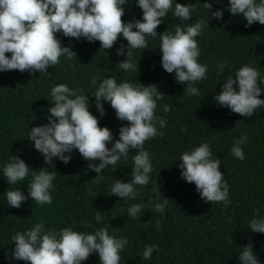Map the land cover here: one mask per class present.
Segmentation results:
<instances>
[{
  "label": "trees",
  "instance_id": "obj_1",
  "mask_svg": "<svg viewBox=\"0 0 264 264\" xmlns=\"http://www.w3.org/2000/svg\"><path fill=\"white\" fill-rule=\"evenodd\" d=\"M175 3L192 4L191 20L181 21L169 11L156 29L158 36L145 37L147 48L132 51L131 62L138 66L134 71L119 67L118 63L127 59L126 55H117L121 45L127 51L128 42L122 35L111 49H103L99 41L65 37L57 32L61 46L76 53L71 60L62 55L57 65L42 73L0 72V264H30L13 258L12 237L39 223L45 232L71 228L94 234L103 228L116 239L126 238L128 243L119 252V264H241L239 256L248 244L259 264H264V233L250 228L253 218H264V107L246 117L218 105L214 99L226 80L235 79L236 72L245 65L258 71V84L264 89V25L255 22L246 26L242 16L227 10L229 0H173V8ZM205 3L212 5L211 11L223 10V18H212L211 11L208 16ZM122 7L123 22L142 21L138 0H126ZM201 20L204 27L195 38L200 49L197 60L208 71L205 79L192 85L199 94L190 96L184 91L186 84L177 83L175 73L163 69L159 35L164 31L174 34L177 25L185 28ZM94 77L97 86L102 79L114 78L118 84L155 85L164 95L157 100L154 111L166 125L161 128L156 122L158 134L144 143L152 171L146 186H135L139 194L134 199L123 200L112 194L111 188L114 180L131 181L136 150L130 149L126 158L105 168L100 174L103 179L97 180L89 164H99V160L87 161L73 149L65 153L71 155L67 164L54 157L46 165L43 155L28 139L31 128L48 123L47 110L53 106L51 89L66 84L89 97V111L98 119L99 127H107L113 135L107 145L111 149L119 139V129L128 122L119 120L107 101H102L101 116L92 94L97 86L90 83ZM233 87L239 90L238 85ZM258 98L264 100V91ZM165 106H171L167 113ZM244 136L248 140L239 146L245 158L240 160L230 150ZM203 143L209 145L211 158L221 162L219 171L229 189L227 206L224 202L206 203L195 184L181 177L180 157ZM12 156L24 160L34 171L46 167L49 173L56 174L49 189L51 204L38 205L29 197L19 208L8 205L5 193L20 189L28 197L32 178L30 174L16 185L7 182L3 169L12 162ZM164 198L168 203L160 213L154 205ZM135 204L144 207L133 219L127 210ZM97 215L101 216L99 222ZM152 245H157L158 250L143 259L145 246ZM81 264H100L98 253H92Z\"/></svg>",
  "mask_w": 264,
  "mask_h": 264
},
{
  "label": "clouds",
  "instance_id": "obj_2",
  "mask_svg": "<svg viewBox=\"0 0 264 264\" xmlns=\"http://www.w3.org/2000/svg\"><path fill=\"white\" fill-rule=\"evenodd\" d=\"M126 0H0V72L18 70L20 72H45L57 65L63 55L71 60L76 53L69 47H62L55 33L62 32L65 37L84 38L87 41H99L101 48L111 49L121 35L128 42L127 51L121 45L117 55H126L127 59L118 63L125 71L136 70L137 65L131 62L132 51L147 48L146 36L157 37V27L169 11L181 21L192 18V4L182 5L173 0H138L143 11L141 20L125 23L122 20ZM227 9L233 15H240L250 26L255 22L264 25V0H229ZM208 16L212 9L210 3L203 4ZM211 17L223 18V10L211 11ZM204 21H197L185 28L176 26L175 32L164 31L159 35L161 64L168 73H175L176 82L186 84L184 91L190 96L198 95L199 90L193 83L206 78L207 67L198 63L200 49L195 39L201 35ZM133 29H136L133 31ZM10 53V57L6 55ZM224 65L221 64V71ZM258 71L251 66L241 67L235 79L229 77L223 84L221 92L215 96V102L229 108L233 113L252 117L257 108L264 107V100L259 99L264 91L258 84ZM90 83L97 86V78ZM141 85V84H140ZM238 85V91L234 88ZM101 116L104 115L102 101H107L115 110L116 117L127 121L128 125L119 129V139L112 148L107 147L113 135L107 127H99L98 119L89 111V97L78 94L76 89H69L66 84H58L51 89L53 106L48 108V123L30 129L28 139L43 157L45 164L59 158L65 164L71 160L73 149L79 151L87 161L99 160V164H89V169L97 173L94 179H103L100 175L109 165H116L126 158L129 150H136L134 165L131 169V181L114 180L111 193L126 200L135 198L139 193L135 186H146L152 164L147 151L143 150L145 141L155 137V127L166 125L164 119L155 115L157 100L163 96L157 86L137 87L129 82L117 83L114 78L99 81L97 90L92 93ZM171 106H165L167 113ZM162 135V133H159ZM248 137L236 141L231 154L243 160L244 152L240 144L247 142ZM207 143L184 152L180 157L181 177L188 183H194L202 200L207 202H224L228 204L229 189L224 175L219 171V158L212 159ZM31 174L28 183V197L20 189L8 190L7 203L19 208L29 197L38 205L51 204L49 189L55 173H49L46 167L39 171L29 168L24 160L12 156L3 169V175L10 185L24 181ZM151 203V202H149ZM168 199L154 205L155 210L163 213ZM144 207L135 204L128 208V215L136 219ZM99 222L101 216L97 215ZM159 224V221L157 222ZM253 232L264 233V218H253L250 223ZM15 249L12 256L30 264H81L92 253H98L100 264H119V252L128 243L126 238L116 239L110 236L107 229H97L94 234L74 231L71 228L55 231H44L42 223L31 230L17 233L12 237ZM157 245L145 246L143 259H149ZM241 264H259L252 251V245L243 247L239 256Z\"/></svg>",
  "mask_w": 264,
  "mask_h": 264
}]
</instances>
